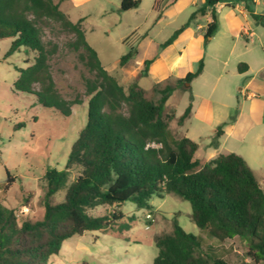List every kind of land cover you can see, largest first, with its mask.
<instances>
[{
  "label": "trees",
  "instance_id": "trees-1",
  "mask_svg": "<svg viewBox=\"0 0 264 264\" xmlns=\"http://www.w3.org/2000/svg\"><path fill=\"white\" fill-rule=\"evenodd\" d=\"M220 1L204 0L189 16L191 20L210 12L205 41L217 29L212 8ZM137 6V0H121L119 11ZM250 14L264 26V15ZM46 20L73 34L68 46L79 51V61L92 74L83 77L88 97L86 121L70 146L63 169L48 168L42 176L40 219L18 223L14 211L0 204V264H45L58 254L64 240L110 228L124 217L119 212L92 216L89 209L131 202L137 209L152 210L149 199L167 193L188 201L190 220L204 235L188 233L175 222L170 232L154 236L157 254L152 264H228L208 239L223 242L234 237L244 245L245 258L253 264H264V184L236 153H220L209 161H200L195 157L197 143L186 136L173 138L168 127L172 119L181 125L189 117L192 95L185 83L202 72V60L185 77L155 85L152 92L156 97L151 100L136 82L124 86L103 68L85 39L83 18L70 21L53 0H0V40L10 39L5 57L21 48L35 54L27 67L15 66L18 76L14 89L32 94L43 107L58 110L63 116H69L71 106L80 101L63 99L55 88L48 61L57 48L50 41H42ZM183 26L162 46L170 43ZM134 53L129 49L120 57V65ZM148 65L145 61L140 76H146ZM241 66L246 68L241 63L238 70ZM174 90L188 92V104L177 117L165 113L166 101ZM222 133L219 125L208 146L217 148ZM5 171L6 183L10 184L13 180ZM61 190L62 199L53 202ZM120 227L128 230L130 224L124 222Z\"/></svg>",
  "mask_w": 264,
  "mask_h": 264
},
{
  "label": "rangeland",
  "instance_id": "rangeland-1",
  "mask_svg": "<svg viewBox=\"0 0 264 264\" xmlns=\"http://www.w3.org/2000/svg\"><path fill=\"white\" fill-rule=\"evenodd\" d=\"M53 1L59 4L70 21L83 18L81 29L87 43L97 52L101 64L109 69H117L119 58L142 42L138 34L147 32V35L160 41L186 19V15L175 12L176 8L168 4L170 0H138L137 8L126 11H118L119 0ZM165 11L168 14L164 17L161 14ZM171 11L174 13L171 14ZM150 24L152 27L146 31ZM134 26L139 27L136 34ZM42 27V41H50L57 48L48 61L55 88L63 99L78 100L80 103L71 106L69 116H63L58 110L43 107L32 94L16 91L13 87L18 76L15 66L27 67L35 54L21 48L5 57L10 39L0 40V204L14 211L18 223L24 219L41 218L42 176L48 168L63 169L70 146L86 121L88 97L83 77H92L79 61V51L68 46L74 39L73 34L63 31L52 20H46ZM152 82L149 77H141L137 83L146 90L147 98L154 100ZM33 87L39 89L37 84ZM184 100L182 93L173 92L166 101L165 113L181 112ZM168 127L173 138L182 136L183 131L175 119L169 121ZM192 131L190 136L198 144L196 157L203 161L206 157L204 148L210 143L214 131L196 126ZM5 170L13 180L10 184L6 183ZM257 171L261 176L259 182L264 184V167ZM63 193L64 190L59 191L52 201H60ZM24 199L27 202H23ZM148 203L152 210L137 209L131 202L89 209L88 213L92 216L119 212L124 217L110 228L64 240L58 254L52 255L45 264H152L157 254L154 236L170 232L175 222L188 233L204 235L190 220L188 201L176 194L153 195ZM148 212L152 214L153 222L146 220ZM124 222L130 224L128 230L121 229ZM208 243L228 264H253L244 257L245 247L237 237L223 242L209 238Z\"/></svg>",
  "mask_w": 264,
  "mask_h": 264
},
{
  "label": "crops",
  "instance_id": "crops-1",
  "mask_svg": "<svg viewBox=\"0 0 264 264\" xmlns=\"http://www.w3.org/2000/svg\"><path fill=\"white\" fill-rule=\"evenodd\" d=\"M203 1L170 0L168 4L176 8L175 12L186 15L178 28H173L160 41L147 32L138 34L142 42L133 48L135 53L129 60L123 65L118 60L117 69L101 65L124 86L132 81L137 83L141 77H149L154 87L194 72L202 60V72L185 84L190 87L192 95L190 115L177 126L182 129V136L194 140L190 133L195 126L214 131L222 125L218 147H205L206 157L202 162L220 153L233 152L246 161L259 180L261 176L257 170L264 167V26L252 18L250 11L264 15V0L260 6L261 0H222L216 3L212 9L217 15L218 26L206 41L204 33L205 26L211 21L210 12L188 20ZM166 14L167 11L161 15L165 17ZM186 22L187 25L183 26ZM182 26L172 41L162 46ZM138 29L134 26L133 32L136 34ZM145 61H149L147 74L140 76ZM241 63L246 68L241 66L238 70ZM175 91L185 96L183 110L174 111L177 117L188 104V92Z\"/></svg>",
  "mask_w": 264,
  "mask_h": 264
},
{
  "label": "built area",
  "instance_id": "built-area-1",
  "mask_svg": "<svg viewBox=\"0 0 264 264\" xmlns=\"http://www.w3.org/2000/svg\"><path fill=\"white\" fill-rule=\"evenodd\" d=\"M145 218L148 222H153L154 221V218L152 216V214L150 212H148L146 215H145Z\"/></svg>",
  "mask_w": 264,
  "mask_h": 264
},
{
  "label": "water",
  "instance_id": "water-1",
  "mask_svg": "<svg viewBox=\"0 0 264 264\" xmlns=\"http://www.w3.org/2000/svg\"><path fill=\"white\" fill-rule=\"evenodd\" d=\"M138 1V0H137Z\"/></svg>",
  "mask_w": 264,
  "mask_h": 264
}]
</instances>
